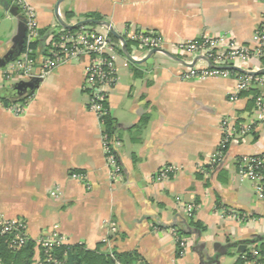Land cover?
I'll list each match as a JSON object with an SVG mask.
<instances>
[{"label":"crops","instance_id":"0c3cea01","mask_svg":"<svg viewBox=\"0 0 264 264\" xmlns=\"http://www.w3.org/2000/svg\"><path fill=\"white\" fill-rule=\"evenodd\" d=\"M23 1L45 32L42 45L63 28L56 10L70 27L96 13L119 35L111 43L117 50V80L107 108L123 176L111 182L102 128L87 108L82 88L87 59L72 60L37 79L30 93L11 99L21 103L31 95L23 114L0 104L1 217L25 221L30 240L53 231L67 245L94 250L103 243L105 254L134 252L140 259L135 264H235L242 252L264 239V199L236 163L241 156L264 153V119L256 107L264 84L233 101L234 77L183 79L181 58L176 57L178 62L156 53L147 58L128 40L136 32L158 34L169 54L179 43L202 37L228 36L251 45L262 23L264 0ZM17 23L0 6V59L14 50ZM86 29L109 38L103 25ZM249 64L251 72L264 69L260 60ZM1 69L4 96L22 80L7 82ZM252 90L258 94L253 104ZM224 120L236 129L235 142L227 145L221 163L212 164ZM164 166L174 168V174L158 183L156 173ZM75 174L85 180L73 179ZM186 204L195 206L191 216L183 211ZM190 220L203 231L188 227ZM174 226L190 233L182 258L176 257Z\"/></svg>","mask_w":264,"mask_h":264},{"label":"built area","instance_id":"2783aa9c","mask_svg":"<svg viewBox=\"0 0 264 264\" xmlns=\"http://www.w3.org/2000/svg\"><path fill=\"white\" fill-rule=\"evenodd\" d=\"M10 5L16 6L19 15L24 20L26 27V50L19 57L6 65L3 72L4 80L10 81L15 79L30 80L42 79L50 75L58 66L71 62L72 60L87 59L85 66V78L83 90L87 95L88 111L96 115L100 125L101 119L108 113L105 108L109 91L116 84L117 68L115 67L117 50L110 43L107 33H100L95 30L91 31L86 28H80L76 31L67 32L66 29L60 28L54 30L45 43L44 53L37 59L33 58V49L29 47L40 38V27L37 24L34 11L24 5L23 0H8ZM262 23L251 39V45H241L236 43L228 36L222 37H202L198 41L179 43L174 47L173 56L181 58L186 66L182 78L186 80H207L210 78L234 77L236 79V94L231 98L235 101L238 94L245 93L252 88L264 84V76H254L244 74L237 76L229 67L251 72L250 61L260 60L264 55V16ZM108 31V30H107ZM128 40L137 48L144 52L154 51L156 54H164L163 39L152 32H136L128 35ZM204 59H207L212 65L210 67ZM190 67L188 65L192 64ZM31 95L21 103H12L7 110L15 115L24 113L27 102ZM256 107L259 119H264V97L256 99ZM222 138L210 163L217 164L223 161L225 149L230 143H234L236 129L224 120L221 123ZM119 142L109 139L102 132V148L105 153L106 165L110 180L118 183L122 179V169L118 161L116 148ZM239 171L244 176L255 182V192L264 199V153L259 155L241 156L236 161ZM175 169L169 166L161 167L156 173L155 181L161 183L167 181L174 174ZM73 179L84 181V176L80 174L73 175ZM195 206L186 204L183 211L187 216H191ZM233 215V214H232ZM241 220L242 217L233 215ZM11 248H20L24 244L27 235L26 222L20 219H4L0 216V234H12ZM171 234L178 244L179 258L184 256L188 248L186 238H179L177 230L171 229ZM37 245H40L48 253L55 245H67L65 238L57 232L38 237ZM46 261H51L48 257ZM56 262H54L55 264Z\"/></svg>","mask_w":264,"mask_h":264},{"label":"trees","instance_id":"16d2710c","mask_svg":"<svg viewBox=\"0 0 264 264\" xmlns=\"http://www.w3.org/2000/svg\"><path fill=\"white\" fill-rule=\"evenodd\" d=\"M100 16L96 13L84 16V20H92L98 23H101ZM87 26H93V24L88 25H79L75 28H71L70 30L66 29L67 32L76 31L80 28H86ZM45 32L40 30V38L31 43L29 45L30 48L33 49V58L37 59L44 52L45 45H42ZM110 43L117 42L118 38L113 37L109 34ZM129 43V42H128ZM127 44V42H126ZM26 32L23 37V42L21 44L20 49L17 48L16 53L12 61H15L21 53L26 50ZM9 61L8 63L12 62ZM260 62L262 67L264 68V60L261 58ZM8 63L6 65H8ZM5 65V66H6ZM3 68V67H2ZM234 74L237 76H244V74L232 70ZM8 95L0 96V104L4 108H8L12 103L11 99L17 98L18 94L15 91H10ZM30 93V92H29ZM249 94L253 96L251 100V104H253L254 99L258 96L255 91H250ZM106 110L107 103L105 104ZM102 124V132L107 135L109 139H113L115 134L114 132V123L110 118L109 110L108 113L103 116L101 119ZM177 230V236L179 238H185L190 235V233L186 232L185 229H180L177 226H174ZM173 227V228H174ZM188 227L192 228L196 233H201L203 231V227L198 222H193L190 220ZM13 238L12 234H0V264H135L140 261L138 255L136 253H112L105 254L101 252L100 248L103 246V243H99L98 246L94 250H88L84 245H55L48 253L45 252L40 245H37L35 240H30L28 236L25 237V242L20 248H11V240ZM255 251L247 250L240 254L238 261L235 264H245L246 261H254L255 263L264 262V239L260 242L255 241L252 245ZM178 244H176V257H179ZM37 257V259H36ZM50 257L51 261H46V259ZM246 261H245V260Z\"/></svg>","mask_w":264,"mask_h":264},{"label":"water","instance_id":"95a60500","mask_svg":"<svg viewBox=\"0 0 264 264\" xmlns=\"http://www.w3.org/2000/svg\"><path fill=\"white\" fill-rule=\"evenodd\" d=\"M61 0H58V3L60 2ZM57 3V4H58ZM59 5V4H58ZM0 6L3 7V9L6 11V12H9V14H11L13 17L17 18L18 20V23H17V31H16V34L13 38V45H14V50H12L7 57H4L2 59H0V68L4 67L9 61H12L13 58H14V55L16 53V50L17 48L20 49L21 47V44L23 42V37H24V34L26 32V27L24 25V20L22 18V16L19 15V10L16 6H13V5H10V2L8 0H0ZM55 15H56V18H57V21L59 23L60 26H62L64 29H68L70 30L71 28H75L79 25H88V24H95V25H103L105 27L108 28L109 30V33L111 36L113 37H116L118 39H120L119 35L113 30V28L108 25L107 23H98V22H95V21H92V20H84V21H80L78 22L76 25L74 26H67L58 16L57 14V10L55 12ZM122 41V46H123V52L125 55H127V52H126V49H125V46H124V41L121 39ZM156 52L154 51H151L148 53L147 55V58H149L151 55L155 54ZM164 54L166 56H168L169 58L173 59V60H176L178 62H180L176 57H174L173 55L167 53V52H164ZM128 59H130V57L127 55ZM131 60V59H130ZM205 62L210 66L212 67V65L209 63V61L207 59H204ZM194 63L195 61L188 65L190 67H193L194 66ZM187 66V65H186ZM228 69H232V70H235V71H238L242 74H251V75H254V76H258V75H261V76H264V69H261L260 71H257V72H247V71H243L241 69H237V68H234V67H229ZM36 80L37 79H33L32 81L30 82H24V81H20L18 82L17 84H15L12 88V91H15L18 96H21V95H24L25 93L27 92H30L32 91L36 86H37V83H36Z\"/></svg>","mask_w":264,"mask_h":264},{"label":"rangeland","instance_id":"374dc122","mask_svg":"<svg viewBox=\"0 0 264 264\" xmlns=\"http://www.w3.org/2000/svg\"><path fill=\"white\" fill-rule=\"evenodd\" d=\"M23 3H24V5H26V3L23 1ZM27 7H30L29 5H26ZM31 8V7H30ZM32 9V8H31ZM33 10V9H32ZM2 71H5V69L4 68H2L1 69ZM9 81V80H8ZM7 81V82H8ZM3 218V217H2ZM5 219V218H4ZM11 219H18V218H11ZM11 219H8V220H11ZM46 234H49V232L48 233H45L44 235H46ZM36 259H37V257H36ZM37 264V263H36Z\"/></svg>","mask_w":264,"mask_h":264}]
</instances>
